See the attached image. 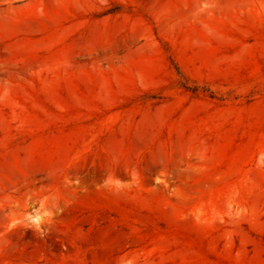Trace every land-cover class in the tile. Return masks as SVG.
<instances>
[{
    "label": "rangeland",
    "instance_id": "rangeland-1",
    "mask_svg": "<svg viewBox=\"0 0 264 264\" xmlns=\"http://www.w3.org/2000/svg\"><path fill=\"white\" fill-rule=\"evenodd\" d=\"M0 264H264V0H0Z\"/></svg>",
    "mask_w": 264,
    "mask_h": 264
},
{
    "label": "bare ground",
    "instance_id": "bare-ground-1",
    "mask_svg": "<svg viewBox=\"0 0 264 264\" xmlns=\"http://www.w3.org/2000/svg\"><path fill=\"white\" fill-rule=\"evenodd\" d=\"M110 170L112 171V169H110ZM110 170H107V169H106V170H105V173H108ZM110 174H111V173H110Z\"/></svg>",
    "mask_w": 264,
    "mask_h": 264
}]
</instances>
